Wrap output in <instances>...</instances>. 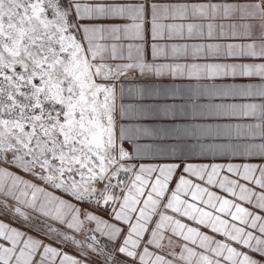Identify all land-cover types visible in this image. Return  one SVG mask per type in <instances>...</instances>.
Returning a JSON list of instances; mask_svg holds the SVG:
<instances>
[{"label": "snow or ice", "instance_id": "snow-or-ice-1", "mask_svg": "<svg viewBox=\"0 0 264 264\" xmlns=\"http://www.w3.org/2000/svg\"><path fill=\"white\" fill-rule=\"evenodd\" d=\"M0 264H264V0H0Z\"/></svg>", "mask_w": 264, "mask_h": 264}]
</instances>
